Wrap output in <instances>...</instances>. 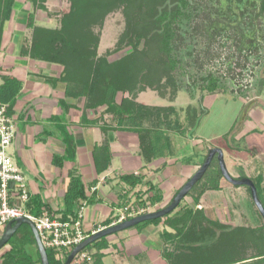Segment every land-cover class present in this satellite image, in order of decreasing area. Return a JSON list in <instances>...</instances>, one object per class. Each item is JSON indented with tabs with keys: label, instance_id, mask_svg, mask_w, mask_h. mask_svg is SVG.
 I'll use <instances>...</instances> for the list:
<instances>
[{
	"label": "crops",
	"instance_id": "1",
	"mask_svg": "<svg viewBox=\"0 0 264 264\" xmlns=\"http://www.w3.org/2000/svg\"><path fill=\"white\" fill-rule=\"evenodd\" d=\"M0 59V85L2 76L20 84L8 112L15 126L9 152L26 179L30 200L36 199L42 212L47 211L51 216L72 223L78 221L86 236L117 224L125 208L151 212L167 206L200 168L209 149L222 151L225 166L234 178L240 174L250 180L264 176V106L259 95L237 97L240 109L224 134L203 131L209 124L207 121L201 126V117L208 111H204L201 99L191 95L184 109L178 111L177 124L166 117L167 112L159 117L157 127L142 120L120 125L117 118L106 113L105 106L89 108L86 97L69 92L67 83L60 80L61 66L21 56L18 44L7 46ZM136 101L145 104L141 98ZM194 116L196 120L191 127ZM139 127L159 129L167 140L163 155L149 163L139 153L137 134L123 129ZM225 135H229L228 141L219 140ZM69 141L73 151L67 156ZM183 147L186 149L182 152L179 148ZM128 175L137 176L141 183L132 187L123 182L121 178ZM73 178L80 180L84 197L68 204L73 213L63 216L67 209L65 197ZM151 186L161 194V202L154 205L147 200L153 193H146ZM218 186L217 190L204 191L196 205L190 196H185L181 203L201 206L208 219L224 223L217 213L234 205L224 195L219 197L220 209L216 208L212 204L217 202L215 195L249 197V194L246 186L233 185L223 177ZM209 193L213 194L212 199L207 198ZM26 211L31 214L27 206ZM223 216V219L233 218L231 213ZM163 228L162 224L132 227L106 237L107 247L100 251L102 263L141 264L138 257L154 263L155 254L162 247L159 234ZM24 249L37 260L36 245L29 244ZM9 250L8 244L0 250V264ZM158 263L165 264L160 260Z\"/></svg>",
	"mask_w": 264,
	"mask_h": 264
},
{
	"label": "rangeland",
	"instance_id": "2",
	"mask_svg": "<svg viewBox=\"0 0 264 264\" xmlns=\"http://www.w3.org/2000/svg\"><path fill=\"white\" fill-rule=\"evenodd\" d=\"M71 1L37 0L33 4L30 0H0V9L4 5L6 8L10 6L7 18L2 21L0 58L4 57L6 47L9 45L14 46L18 44V52H20L21 47L29 48L33 28L47 30L59 29L62 17L69 12ZM99 1H102V3L108 1H111L113 4L116 3L115 0ZM135 1L137 3L136 7L141 10L145 9L144 6L146 3V11H139L134 6L127 11L125 6L121 4L115 5V7L104 14L101 20L96 19L94 23L89 24L91 33L98 40L97 44L91 47L95 55L93 68L98 66V70L106 69L108 70V74H110L112 69L107 68L109 64L116 63L134 55L132 54V46L135 47L136 45L137 51L142 53L139 56L135 55L137 60L123 68L126 69L122 72L125 78L121 81L123 83L127 79L128 83H130V89L123 93L121 91L117 92L115 96L116 102L120 103L123 99H128L139 104L142 108H150L153 111L158 108H163L164 111L160 113L159 111L153 112L149 117L141 121L143 123L147 122L146 124L151 127H157L160 123L159 117L167 112L169 114L166 117H170V121L177 124L179 122L177 116L178 111L180 112L184 109L189 102L188 100L191 95L189 92H192L194 96L201 99L200 104L205 108L204 111H208V114L205 113L201 117V126L207 121L209 124L207 128L203 127V131L207 134L212 132L224 134L236 114H238L240 105L237 97L228 92L223 93V91L217 90V94H209L200 91L199 82L201 78L213 75L221 78L229 90L232 88L237 90L239 87L245 90L246 87V91L248 90L246 97L247 95L248 97L259 95L260 100H262L260 103L264 106V18L254 19L253 23H249L247 17L242 19V13L237 9V4L240 5L239 0H232L230 5V15L234 16L232 14L235 13L238 16L234 21L229 20L227 17L224 18L228 6L227 0H188L195 7V15L189 25V32L185 34V38L177 43L176 46L183 54L191 47V53L187 57L180 58L178 67L171 73L172 76L168 77L166 75L167 73L170 74V71H168L167 61L160 53L159 38L153 34L154 30L150 22L155 9L159 8L165 0ZM168 3L169 9L173 10L177 7L178 0H168ZM99 8V6L95 7L91 13L95 14ZM217 9L223 14L220 15L216 11ZM130 12V20L132 21L135 20L134 18H137L133 17V15L143 13L141 19L144 16L146 17L145 27L147 28L142 33L141 39L134 41L135 35L137 36L140 33V27L135 26L131 34V42L133 43L131 46L125 45L120 41L127 31L129 22L131 23L127 18ZM1 62L2 60L0 59V64ZM70 63L72 64H70L68 70L72 71V74L75 75V72H79V68L75 64L78 62L70 60ZM101 67L103 68L101 69ZM61 69L63 70V67ZM78 74L76 73L77 76ZM136 74H138V77ZM94 79L95 76H88V82ZM100 81V77H97L94 84L100 85ZM175 84L177 85V90L173 87ZM139 98L145 104L138 103L136 100H139ZM244 112L245 108L243 109ZM155 113L158 117H156ZM228 136H222L219 140L228 141ZM179 149L183 152L186 148ZM260 178L259 191L264 201V176L262 175ZM212 196L213 194L209 193L207 198L212 199ZM215 196L216 198L214 197V200L217 202L212 201V204H215L216 208L220 209V196L230 199L235 207L229 205L228 210L217 214L220 216L219 218H222L224 222L222 224L223 226L229 229L238 228L244 230V241L242 244L240 243L242 256L248 258L258 254L262 256L261 258H264V221L257 214L258 210L254 206L251 196L249 198L248 196L242 197L228 193ZM186 197H189V195ZM180 206L184 205L181 203ZM179 209L180 207H177L174 212ZM133 210L138 211L137 214L148 213L145 210ZM133 210L129 208L128 212L131 215L128 216V213H126L124 216L125 220L135 217L132 214L134 212ZM223 213L226 214V217H228V213H231L233 218L231 220L229 218L223 219ZM217 214L214 213L215 217ZM202 227L206 226L202 225ZM26 229L27 227L24 226L20 232L22 233ZM251 230L255 232L251 233ZM83 234L85 235L86 233L83 232ZM76 244L72 243L66 247H62L59 255L58 252L52 250L54 258L56 260L59 259L64 264L68 254ZM161 246V249L158 250L159 252L157 251L158 253L155 254L156 258L154 263L150 259H141V257L137 258L138 263L159 264L158 260H160L162 263L168 264L162 257V252L165 248L172 250V245L169 243L164 245L162 243ZM92 250L84 251L83 249L74 257L71 264H93V254L95 252H91ZM151 255L153 256V254ZM145 258L148 257L145 256ZM259 264H264V260Z\"/></svg>",
	"mask_w": 264,
	"mask_h": 264
},
{
	"label": "trees",
	"instance_id": "3",
	"mask_svg": "<svg viewBox=\"0 0 264 264\" xmlns=\"http://www.w3.org/2000/svg\"><path fill=\"white\" fill-rule=\"evenodd\" d=\"M33 4L37 0H30ZM113 4L111 1L102 3L97 0H72L70 4L69 12L64 15L61 19V25L59 29L47 30L42 28H33L32 40L29 48H20L21 56H28L32 59L43 61L49 64H56L63 67L60 75V80L67 83L69 92L76 97L82 95L87 98V107L97 108L101 106L106 107V113L117 118L118 124L123 125L125 123H135L149 117L153 112L164 111L163 108L152 110L150 108H142L139 104L132 102L128 99H123L120 103L115 101L117 92H126L129 90V84L127 79L125 82L122 79V74L125 66L132 64L137 60L135 55H142L141 52L137 51L136 45L132 46L133 52L131 55L123 60L116 63L109 64L108 69H112V72L108 74V70H98V66L93 68V59L95 57L92 52V45L97 44V38L93 36L89 29V24L94 23L95 20H101L104 14L115 7V5H123L125 9L129 11L133 6L136 9L135 0H115ZM231 2L227 0V11L226 16L231 21H234L238 16L234 13L231 16ZM10 3V2H9ZM168 0L154 11V15L150 20L152 28L155 34L159 38V50L160 53L167 61L168 71L166 76L171 77L173 71L178 67L181 57H187L191 53V47L187 49L184 54L179 51L176 46L177 43L185 38V34L189 32V25L195 15V7L188 0H178L177 7L173 10L169 9ZM237 9L242 13L241 18L247 17L249 23H253L254 19L264 18V0H239ZM99 6V10L95 14L91 13L92 10ZM4 5L0 9V35L2 28V21L7 18L8 9ZM145 9H138L139 11H146L147 4L145 3ZM220 15L219 10H216ZM245 11V13H244ZM92 15V16H90ZM131 12L127 15L129 22L127 31L121 39V43L125 45H132L131 37L135 26L140 27V33L135 35L134 41L141 39L142 33L147 29L146 17L143 13L133 15L135 20H130ZM141 19V20H140ZM145 22V24H144ZM138 24V25H136ZM144 24V25H143ZM1 39V37H0ZM138 43V42H137ZM122 45V44H120ZM70 60H74L78 63L79 68L78 76L72 74L69 71ZM105 64V63H104ZM90 66V67H89ZM103 67H101L102 69ZM91 70L92 73H91ZM106 71V73H105ZM95 76L94 80L88 82V76ZM138 77V74H136ZM97 77H100V85L94 84ZM2 85H0V102L8 105L12 104V99L20 89V84L13 78L2 76ZM200 91L206 93H217V90L223 91V93H230L236 97L246 96L245 90L239 87L237 90L232 88L229 90L221 78L213 75L204 76L201 78ZM177 90V85H173ZM196 88V87H194ZM195 90V89H194ZM70 94V93H69ZM191 97H194V93L189 92ZM156 114V113H155ZM156 117L158 115L156 114ZM196 117L194 116L190 120V126L194 125ZM125 130L133 131L137 134L139 140V153L142 159L149 163L155 158L161 157L163 151L167 145L166 137L164 133L156 128L139 127V128H123ZM72 142L66 143V154L70 156L72 153ZM243 174H240L239 178H244ZM222 178L219 165L216 157H213L203 177L197 181L191 190L187 193L196 205L200 196L207 189L217 190L219 188L218 182ZM121 180L128 185L135 187L141 183V179L137 176L128 175L123 176ZM252 182L255 185L257 196L264 207V201L260 196L259 184L261 178L253 179ZM247 193L250 196V191L245 187ZM152 191L153 193L147 198L150 204L161 202V194L158 193L157 189L151 186L146 193ZM186 195V196H187ZM84 197L83 186L78 178H73L71 186L65 197V213H73L72 208L68 207V204H72L78 199ZM144 205V202H139ZM179 210L172 212L162 218H156L153 220L145 221L134 226V229H141L148 225L158 226L163 225V230L159 234V238L165 245L169 243L172 245V250L164 249L162 257L168 262V264H259L262 263L264 258L261 255H254L248 258L242 256V250L240 243L244 241V230L243 229H229L223 226L219 220L208 219L202 209H197L195 206H180ZM28 210L31 214L39 216L42 213V206L36 200H30L27 205ZM45 210H48L45 208ZM158 210V209H157ZM49 211V210H48ZM146 213V212H145ZM259 217L261 215L257 212ZM262 218V217H261ZM129 219V218H128ZM110 222L106 225L108 226ZM205 225L206 227H202ZM26 226L27 229L24 232H20L21 228ZM251 233L255 231L251 230ZM264 237V236H263ZM8 245L10 250L3 255V264H35L40 263L39 256L34 261L25 251L26 245H35L33 234L27 225H21L12 237L9 239ZM163 246V245H162ZM107 247L105 237L88 245L84 251L94 249L96 252L93 254V264H103L101 250ZM46 254L49 264H63L59 259L54 258L52 250L46 249ZM249 260V261H247Z\"/></svg>",
	"mask_w": 264,
	"mask_h": 264
},
{
	"label": "built area",
	"instance_id": "4",
	"mask_svg": "<svg viewBox=\"0 0 264 264\" xmlns=\"http://www.w3.org/2000/svg\"><path fill=\"white\" fill-rule=\"evenodd\" d=\"M7 110L8 105L0 102V236L7 223L18 218H26L34 224L43 247L54 250L59 255L62 247L72 243L79 244L88 236L83 234L78 221L72 223L71 220L51 216L47 211H43L39 216L26 211L30 194L26 179L9 152L15 136V126ZM197 208L200 209L201 206ZM128 210V208L123 210L124 215L117 223L126 221L125 214L131 215ZM134 212L132 214L135 217L142 215L137 214L138 211Z\"/></svg>",
	"mask_w": 264,
	"mask_h": 264
},
{
	"label": "water",
	"instance_id": "5",
	"mask_svg": "<svg viewBox=\"0 0 264 264\" xmlns=\"http://www.w3.org/2000/svg\"><path fill=\"white\" fill-rule=\"evenodd\" d=\"M198 120L196 121L195 127L197 126ZM213 157H216L219 169L221 172L222 177L227 180L229 183L236 185V186H246L250 191V196L252 199V202L256 209L258 210L259 214L261 215L263 221H264V207L261 204L258 196L257 191L255 188L254 183L249 178H234L232 177L223 160V154L222 151L218 148H212L208 150V153L200 166V168L196 171V173L184 184V186L176 193V195L172 198L171 202L165 206L164 208H161L159 210L148 212L146 214H142L136 217H133L129 220L117 223L115 225L109 226L107 228H103L95 233L90 234L88 237H86L82 242L77 244L71 252L68 254L64 264H71L74 257L81 252L83 249H85L88 245L92 244L93 242L99 240L100 238L110 236L112 234H115L117 232L126 230L128 228H132L140 223H143L145 221L153 220L156 218H162L170 213H172L179 205V203L182 201V199L187 195V193L191 190L193 185L199 181L204 173L206 172L211 160ZM27 225L29 226L34 240L35 245L38 251L40 264H49L46 249L43 247L39 235L34 227V224L26 219V218H18L12 222L7 223L5 226L3 233L0 236V250L3 249L4 246L7 245L9 239L12 237V235L15 233V231L21 226V225Z\"/></svg>",
	"mask_w": 264,
	"mask_h": 264
}]
</instances>
